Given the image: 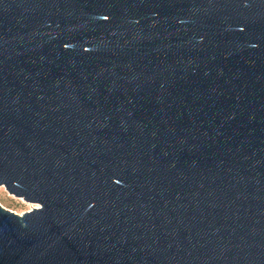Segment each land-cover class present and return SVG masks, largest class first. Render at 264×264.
<instances>
[{"label": "water", "instance_id": "1", "mask_svg": "<svg viewBox=\"0 0 264 264\" xmlns=\"http://www.w3.org/2000/svg\"><path fill=\"white\" fill-rule=\"evenodd\" d=\"M0 264H264V0H0Z\"/></svg>", "mask_w": 264, "mask_h": 264}, {"label": "rangeland", "instance_id": "2", "mask_svg": "<svg viewBox=\"0 0 264 264\" xmlns=\"http://www.w3.org/2000/svg\"><path fill=\"white\" fill-rule=\"evenodd\" d=\"M0 205L14 211L17 214H22L23 212L38 206L36 203H30L23 200L21 197L9 194L3 186H0Z\"/></svg>", "mask_w": 264, "mask_h": 264}]
</instances>
